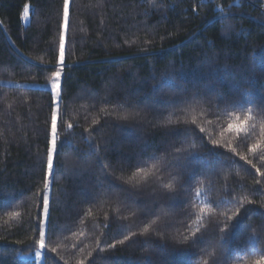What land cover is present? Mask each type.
Wrapping results in <instances>:
<instances>
[{
  "label": "trees",
  "instance_id": "16d2710c",
  "mask_svg": "<svg viewBox=\"0 0 264 264\" xmlns=\"http://www.w3.org/2000/svg\"><path fill=\"white\" fill-rule=\"evenodd\" d=\"M63 5L0 0V264H36L23 257L38 238L29 225L44 193L53 110L49 90L7 82L49 83ZM62 81L46 241L57 252L46 248L43 264H92L98 255L96 264H253L264 254L256 183L264 178L209 140L240 143L221 134L226 111L243 118L251 108L257 132L264 122V0H70ZM197 188L204 203L194 202ZM240 200V216L227 221L221 213L232 215ZM145 225L150 232L140 235ZM197 226L202 239L193 245ZM130 232L137 235L124 245L95 250L97 238L112 243Z\"/></svg>",
  "mask_w": 264,
  "mask_h": 264
},
{
  "label": "snow or ice",
  "instance_id": "6c2138e0",
  "mask_svg": "<svg viewBox=\"0 0 264 264\" xmlns=\"http://www.w3.org/2000/svg\"><path fill=\"white\" fill-rule=\"evenodd\" d=\"M239 2V0H237ZM29 13V9L26 7L24 9V17L27 18ZM69 15H70V0H64L63 5V18L61 23V32L59 37V54H58V67L54 68L52 70V75L50 78V88H49V95L52 97V103L51 106L53 108L51 113V126H50V141L49 146L47 148L46 152V168L42 165V171L45 173L43 180H44V193L38 197V203L36 205L37 207V216H36V222L34 224H30V229L37 234L38 238L34 239L32 242V245L30 246L34 252L36 259H40L42 256L43 251L47 248L48 251H51L52 253L57 252V247H49L46 244V241L51 240L52 236V228H51V209H50V196L49 192L53 186L54 178L57 174L58 170V156L59 152L61 151V145H58L57 143V135H58V118H60V105L62 103L63 99V81H62V75L65 71V38L67 35V32L69 30ZM228 17L224 23L226 26V31L231 30L232 25L228 23ZM41 87H47L41 86ZM219 113V110H218ZM225 118L229 121L226 126H221V134L224 132L228 133L230 137H234L236 140H238L240 143L233 145L230 140H225L223 142L219 140H214L209 137V140L211 144L216 148H225L228 152L232 153L233 157H239V160L244 161L246 164L251 165L252 168L256 170V173L259 174L260 177L264 178V170H262L260 167H257V164L254 163V159L259 160L260 162L264 163V122H261L259 124V131L257 132V123L254 120V116L252 113V109H247V114L244 115L243 118H241V115L237 112L233 111H226L224 113ZM234 117V119H233ZM127 119V117H124ZM185 124H192L195 125L197 123L196 119L191 120H185ZM68 128H72L71 124H68ZM200 133H206V129L204 127L199 128ZM195 133L194 128H188L186 129V135ZM253 136H257L258 138L255 139L254 142L249 143V141L252 139ZM201 140L204 139V137H200ZM243 145V147L246 148V153H241L238 151V148ZM195 142L189 145L188 149L178 148L177 152L180 151H190V149L195 148ZM191 154V153H190ZM215 156L223 155V153H213ZM252 157V158H249ZM154 158V157H153ZM193 159H198V157H194ZM142 171V168L140 169ZM195 179V172H193L189 180ZM202 183V181H201ZM256 183L260 185L262 188H264V182L261 180H256ZM165 189L168 191L173 190L172 184H165L163 185ZM202 196V189L197 188L195 190L194 194V202L195 203H204L203 200H200L199 198ZM247 203H252L251 200H248ZM244 204V200H240L238 205L235 207V211L232 213V215H227V213H221L222 215H225L227 217V221H233L237 217L240 216V209ZM264 207V205H262ZM201 212H203V209H201ZM247 215V213H245ZM10 216L12 219H16L20 216V212L14 211L10 213ZM156 221L153 220L152 223L154 224ZM197 225H200L203 222V217L200 215H197L196 221ZM104 227H107L105 225ZM229 225L225 224L224 227L221 228L222 232H226ZM234 227V225H232ZM150 232V226L145 225L143 230L140 232V235H147ZM200 232V227L197 226L195 230L191 231V237L193 245L197 244L199 239H202V237L198 238L197 233ZM136 232H130L123 236L122 239L115 238L112 243L107 242V237H104L103 241L100 238H97L95 240V250L98 251V253L102 254L107 250H113L116 249L118 245H124L126 241H129L132 239V237L136 236ZM101 236H103V233H101ZM190 239L189 236H184L182 242H187ZM89 257H92V253H88ZM101 257L98 255L95 258H92V264H96V260L100 259ZM60 259H64L63 257H60ZM64 264H67V260H65ZM76 264H86L85 259H78L76 261ZM204 264H208V261L205 260ZM253 264H264V254H261L258 259L253 261Z\"/></svg>",
  "mask_w": 264,
  "mask_h": 264
},
{
  "label": "rangeland",
  "instance_id": "374dc122",
  "mask_svg": "<svg viewBox=\"0 0 264 264\" xmlns=\"http://www.w3.org/2000/svg\"><path fill=\"white\" fill-rule=\"evenodd\" d=\"M27 8L29 9V7H27ZM22 20H23V22L25 24H27L29 22V14H28L27 18H25L24 15H23V19ZM7 83L14 84V85H21V86H25V87L46 89V90H49V88H50V83H45V84H37V83L36 84H26V83L23 84V83H14V82H7ZM46 85H47V87H41V86H46ZM23 258L29 259V260H33L36 264H43L42 256H41V258L39 260L36 259L35 252H33L31 255L24 256Z\"/></svg>",
  "mask_w": 264,
  "mask_h": 264
}]
</instances>
